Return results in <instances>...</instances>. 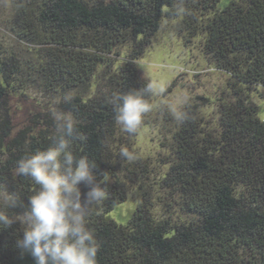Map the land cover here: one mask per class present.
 I'll return each mask as SVG.
<instances>
[{
    "label": "trees",
    "instance_id": "obj_1",
    "mask_svg": "<svg viewBox=\"0 0 264 264\" xmlns=\"http://www.w3.org/2000/svg\"><path fill=\"white\" fill-rule=\"evenodd\" d=\"M8 1L7 29L25 55L0 42V191L27 204L38 186L16 173L17 161L51 143L54 109L71 112L85 138L73 154L96 162L107 191L87 218L97 264H264V122L251 101L264 94V0H229L222 11L219 0ZM167 23L185 44L201 37L209 63L231 78V98L221 97L214 128L198 105L182 110L164 172L150 180V164L122 142L110 100L149 85L135 60ZM68 93L71 103L58 102ZM145 97L151 105V91ZM79 188L83 200L88 188ZM134 188L141 202L127 225L107 221ZM21 237L18 223L0 229V264H34L16 247Z\"/></svg>",
    "mask_w": 264,
    "mask_h": 264
},
{
    "label": "clouds",
    "instance_id": "obj_2",
    "mask_svg": "<svg viewBox=\"0 0 264 264\" xmlns=\"http://www.w3.org/2000/svg\"><path fill=\"white\" fill-rule=\"evenodd\" d=\"M144 90L114 93V121L127 134H134L143 118L151 110ZM68 93L58 102L71 103ZM54 133L51 143L43 150L26 153L17 161L16 173L30 179L38 188L22 199L6 190L0 191V229L18 223L22 237L16 240L21 253L29 254L34 264H97L98 244L94 232L88 227V215L107 197L105 187L97 181L95 161L88 156L73 154V143L85 138L77 131V121L71 112L54 109ZM185 114L175 110L174 118L183 121ZM126 159L132 154L124 151ZM88 191L83 200L79 188ZM22 207L21 214L10 215L9 209Z\"/></svg>",
    "mask_w": 264,
    "mask_h": 264
},
{
    "label": "rangeland",
    "instance_id": "obj_3",
    "mask_svg": "<svg viewBox=\"0 0 264 264\" xmlns=\"http://www.w3.org/2000/svg\"><path fill=\"white\" fill-rule=\"evenodd\" d=\"M228 3L229 0H219L216 9L222 11ZM12 15L13 8L9 1L0 0V42L23 56L24 46L17 43L7 29ZM175 23L176 21H172L173 25ZM200 39L201 37H196L185 44L184 39L175 33L174 27L167 23L135 60L137 71L152 86L151 110L145 114L136 133L127 134L121 128L120 133L122 142L129 143L133 152L150 164V180H157L159 173L164 172L165 168H161L159 161L169 157L168 146L178 124L174 118L175 110L182 111L185 107L196 104L197 115L214 128L218 121L221 97L224 96L226 100L231 98L230 76L209 63ZM125 57L126 54L122 52L116 66L122 64ZM30 96L36 95L30 93ZM197 97L208 102L203 103ZM251 101L257 107L258 119L264 122L263 91L258 89L252 93ZM140 202L141 192L134 188L126 201L116 205L104 217L107 221L126 226ZM160 212L157 209L158 215Z\"/></svg>",
    "mask_w": 264,
    "mask_h": 264
}]
</instances>
